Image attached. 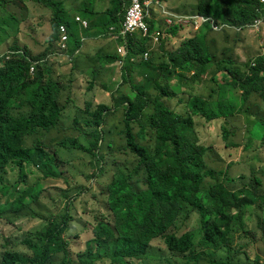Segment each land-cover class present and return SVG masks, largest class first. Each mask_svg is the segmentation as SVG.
<instances>
[{
    "label": "trees",
    "instance_id": "obj_1",
    "mask_svg": "<svg viewBox=\"0 0 264 264\" xmlns=\"http://www.w3.org/2000/svg\"><path fill=\"white\" fill-rule=\"evenodd\" d=\"M10 1L0 0V11ZM96 1L81 0L76 9H68L63 0H34L50 10V32L39 53L17 38L20 23L15 16L0 18V46L5 45L0 54V264H235L241 262V253L251 259L246 250L249 242L239 241L251 238L246 219L253 209L261 210L258 224L264 231V193H256L253 184L231 189L234 179L225 177L227 171L209 167L207 156L214 147L207 141L218 124L226 148L239 147L229 143L233 120L248 114L253 97L261 100L264 114V54L240 68L231 55H215L216 42L209 43V34L220 27L243 31L256 20H264V0H198L194 15L206 19L201 31L193 23L178 20L160 26L159 61L150 46L157 25L147 16L149 36L128 38L122 83L114 91L110 84L96 82L107 63H119V54L90 58L101 69L91 70L93 78L83 95L89 97L97 85L103 95L95 94L94 99L82 96V106L77 104L76 83H72L80 48L78 34H119L130 4L129 0H106L107 7L96 10ZM75 14L87 22L82 31L76 26ZM59 26L66 29L72 64L69 74L53 78L49 59L57 50ZM111 27L115 32H110ZM146 52L149 59L145 62L140 58ZM135 74L142 76L138 83ZM208 77L212 82L207 86L209 93L199 94L196 89ZM100 96L109 101H101ZM174 99L185 104V112L169 104ZM70 108L74 109L71 127H64V113ZM119 111L123 123L119 134L125 143L118 152L130 157L132 164L117 165L95 203L97 211L84 223V231L93 234L86 248L73 253L66 237L74 222L72 200L91 192L85 187L67 200L62 214L38 216L44 221L40 229L24 234L18 243L11 242L4 228L14 227L20 214L38 203L45 182L63 178L61 167L66 163L43 138L51 132L74 131L75 135L54 144L70 153L75 150L92 156L103 171L105 126ZM248 115L253 118V128L245 146L259 140L264 147V118ZM33 175L37 180L28 185ZM219 176L224 179L220 181ZM207 179L215 182L205 187ZM254 181L260 186L258 178ZM194 214L199 216L198 231L189 228ZM16 245L27 252L15 249ZM222 251L226 255L217 258L216 253ZM253 260V264H264L259 255Z\"/></svg>",
    "mask_w": 264,
    "mask_h": 264
},
{
    "label": "rangeland",
    "instance_id": "obj_2",
    "mask_svg": "<svg viewBox=\"0 0 264 264\" xmlns=\"http://www.w3.org/2000/svg\"><path fill=\"white\" fill-rule=\"evenodd\" d=\"M32 1L34 2V0ZM145 1V5H147L145 8L148 12H150L151 16H153V14H156L159 17L166 16L168 18H174V20L182 19L184 17H194L195 7L198 2V0ZM8 9L9 10L4 9V11H0V18H2L3 20L5 14L13 15L20 21L27 18V13H21L18 7L16 9L14 7L13 9L12 6H10ZM49 11L50 10H47L48 13ZM175 15H177L176 18ZM226 33H229V46L225 49H232V53L229 54L231 55V57H233V60L238 67L245 69V64L248 61L256 57V55L264 54V20H261L258 28L249 27L244 30V32H237L236 30L228 27H220L218 31H214L209 34V43L211 44V40H214L217 44L215 35H218L220 37V42H223L224 44L223 39ZM21 37L23 39L21 43L25 45L27 43L28 45L33 46V42L28 37L23 36V33L21 34ZM4 46L5 45L2 44L0 54L5 51ZM42 50L43 46L35 45L32 51L41 52ZM214 53L218 58H226L229 56V54H227L224 49H217L216 51H214ZM63 75L64 74L62 73L61 76L64 77ZM109 75L110 74L103 72V78H101V80H107L108 84H110V91L112 92L115 90L119 82L111 83V78L109 77ZM92 78L93 75H90L89 72H86L85 80H82L81 83L75 84L77 88L75 91V97L78 98L77 104L83 106V99H81L82 96H85V98L87 99H94L95 94L103 95V90L101 89L100 85H97L95 89L90 92L89 97L87 95H83V93H85V87L86 85H88L87 82L90 83ZM209 79L210 77H208V82H202L206 84H203L199 89H196L199 94L206 95L209 93V89L207 86L210 85L209 83H212L211 81H209ZM221 79V75H218L217 80L219 82H222ZM140 80L141 79L138 76L137 83ZM72 81V83H75V78L72 79ZM63 82L69 83L66 82V80H64ZM80 84L81 86H79ZM64 97L65 95L63 96V98ZM100 100L106 102L109 101L108 97L106 98L105 96H100ZM169 104L178 112H185V104L178 103L177 99L170 101ZM250 104L251 106H249L250 111L248 112V114H256L264 118V114L260 112L263 109L261 100L257 97H253ZM72 110L74 109L70 108V111L64 113V116L66 115L65 118L63 117L64 127H71V121L73 117V112H71ZM248 114H239L237 118L233 120V125L235 127L234 134L230 137L229 143L239 144V147L230 146L227 149L220 137L221 129L218 124L215 125V132L210 134L207 141L210 145H212V147H214V150L207 156V162L209 167L216 171H227L225 177L234 179L229 184V187L231 189H240L245 185H249L251 187V184H253L255 186L256 193H264V147L259 145V140H256L254 144H252V146H247L248 148H246L245 146L248 141V137L250 136L249 131L251 130V128H253V118ZM122 128V111H119L109 117L107 125L105 126V130L107 131L106 138L101 145V154L105 156L103 171L102 169L98 170L99 164L97 163V160L92 156L75 150L71 151L70 153L58 148L54 144V142L56 143L64 136L75 135L74 131L51 132V134L45 136L43 138V142L47 144V147L49 149V146L55 148L57 150L58 157L62 158L64 160L63 162L66 163L61 167L63 170V178L45 182L44 185H42L44 191L41 193L38 203L31 204L27 208L26 212L21 213L20 217L14 221V227H5L4 235L6 237H10L11 242L18 243V241L21 240L24 234L26 235L28 233L35 232L43 226L44 221L41 220V217L38 216L48 218L53 213L57 215L62 214L67 207V200L75 198L81 188L85 187L89 188L91 192L85 197H80L76 200H72L73 203H71L70 212L72 217L74 218V222L71 223L69 231L66 234L70 250L73 253L83 251L86 248L89 239L93 237V234L90 230L84 231V223L90 222V217L93 215L92 213L94 212V210L97 211V208H95V203L99 200L106 184L110 181L114 171H116L117 165H119L120 162L125 163L128 166H131L132 164V159H130V157L127 158V156L118 152L125 143L123 137L119 134V131ZM27 145H29V143H27ZM94 174H96V176L95 178H92ZM255 177L260 180V186H257L255 184ZM218 178L220 181L224 179L223 176H219ZM35 180H37V176L33 175L31 179L27 181L28 185L33 184ZM214 182V180L207 179L205 187H208ZM67 188H69V191ZM260 218L261 210L258 209H253L247 215L246 220L248 228L252 233L251 238H244L243 240L239 241V243L249 242L248 248L246 250L251 259H247L245 253H241L239 254L241 262L235 264H245L248 262L253 264V259L256 258L257 255H259L260 258L264 261V231L259 228L258 222ZM199 225V216L198 214H194L189 221V228H191L193 231H198ZM251 240L253 241V243H251ZM16 246L17 247L15 249L21 252H27V250H25L21 245ZM225 255L226 253L222 251L216 253L215 256L220 259ZM234 261L237 262L238 258L235 257ZM204 264L209 263L205 262Z\"/></svg>",
    "mask_w": 264,
    "mask_h": 264
},
{
    "label": "crops",
    "instance_id": "obj_3",
    "mask_svg": "<svg viewBox=\"0 0 264 264\" xmlns=\"http://www.w3.org/2000/svg\"><path fill=\"white\" fill-rule=\"evenodd\" d=\"M80 1L81 0H63V3L65 7H67L68 9L70 8L76 9ZM18 3L19 2L13 0V1H10L6 6H3L7 10H9L8 8L10 6H12L13 9L14 7L15 9L19 7L20 10H22V12L27 13V18L25 20L24 19H22L21 21L18 20L20 24L18 26L17 38L22 41L23 40L21 37L22 33H23V36L28 37L33 42V46L28 45L26 43L27 48L31 51L34 49L35 45L44 47L43 44L47 40L48 34L50 32V29L47 23V19L50 16V11L48 13L47 12L48 9L42 7L40 4H36L32 0H22L21 4H18ZM106 7H107L106 0H97L94 5V8L96 10L105 9ZM75 17H78L81 20L86 21L78 14H75ZM148 17L154 22H156V25H157L156 32L154 33V35L151 36L152 41L150 43V46L156 53L155 59L159 61L158 58L159 56H162V53L160 50H158L159 41L158 43H155L154 38L155 37L159 38L158 31L160 29V26L167 23L168 17L166 16L159 17L156 14H153V16H151L150 12H149ZM76 24H77L76 26L79 27L80 30L82 31V26L78 22H76ZM201 28L198 31H201ZM236 31L244 32V30L240 31L237 29ZM229 33H226L224 35V39H223L224 44L223 42H220V37L218 35H215V39L217 40L216 50L224 49V51H226L227 54L232 53V49H228V50L225 49V48H228L229 46V43H228ZM78 35L80 37V48H79V51L76 52L78 54V57L76 59L77 67L74 71V77H73V79L75 78L76 80L75 83H81L82 80H85L86 72L91 73L92 69H96V71H99L101 69L100 64L90 60L91 57L102 55V57L104 58L105 55H118V52H117L118 47L122 44L119 40L115 39L111 35L109 37H90V36L85 37V36H82L80 33ZM56 48H57V43H56ZM0 49H2V45L0 46ZM67 49H68V44L66 43V49L64 51H60L57 48L56 53H53L50 56L49 63L51 64V67H52L53 78H56L58 75L61 76L62 73L64 74L63 76H66L67 74H69L72 61L70 60L67 54V51H68ZM32 52L37 53L39 51L37 52L32 51ZM104 72L110 74L109 77L111 78L110 79L111 83H114V82L122 83L121 65L119 63L118 64L116 62L107 63ZM135 76L138 79V75L135 74ZM101 78H103L102 75L98 76L97 78V80H99L98 83H104V82L108 83L107 80L102 81ZM139 78L142 80V76L141 77L139 76ZM172 83H177V82L173 81Z\"/></svg>",
    "mask_w": 264,
    "mask_h": 264
},
{
    "label": "built area",
    "instance_id": "obj_4",
    "mask_svg": "<svg viewBox=\"0 0 264 264\" xmlns=\"http://www.w3.org/2000/svg\"><path fill=\"white\" fill-rule=\"evenodd\" d=\"M146 1L142 2L141 0H129V7L127 8L125 19L122 24V29L119 34H113L112 36L117 39L121 40L122 44L118 47V54L120 55L121 59L119 61V64H123V60L127 58L128 50H127V40L129 37H132L136 34H141L142 37L149 36V26L146 22V17L149 15V12L146 10L145 3ZM263 2V0H262ZM177 16H175L176 18ZM181 23L188 24L193 23L195 26V29L199 30L204 23H206V19L201 16H194L189 18H182V19H176ZM75 21L78 22L82 27H86L87 23L84 20H81L78 17H75ZM174 21V18H168L167 23L172 24ZM261 23V20H256L254 25L252 27L258 28L259 24ZM215 30H218L219 28L217 26H213ZM110 32H115L114 28H110ZM68 40V35L66 33V29L64 26H59V39L57 41V47L60 51H64L66 49V43ZM159 38L155 37L154 42L158 43ZM143 61H148L149 59V52L144 53V55L140 58ZM133 60V59H132ZM135 61V60H134ZM30 71H33V68H30Z\"/></svg>",
    "mask_w": 264,
    "mask_h": 264
},
{
    "label": "clouds",
    "instance_id": "obj_5",
    "mask_svg": "<svg viewBox=\"0 0 264 264\" xmlns=\"http://www.w3.org/2000/svg\"><path fill=\"white\" fill-rule=\"evenodd\" d=\"M252 27V26H251ZM58 48V47H57Z\"/></svg>",
    "mask_w": 264,
    "mask_h": 264
}]
</instances>
